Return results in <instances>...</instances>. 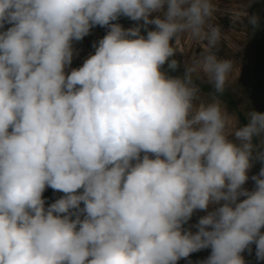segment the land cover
Instances as JSON below:
<instances>
[{
  "label": "clouds",
  "instance_id": "obj_1",
  "mask_svg": "<svg viewBox=\"0 0 264 264\" xmlns=\"http://www.w3.org/2000/svg\"><path fill=\"white\" fill-rule=\"evenodd\" d=\"M250 6L229 10L234 25H259ZM218 11L217 0H0V264H178L205 248L199 264H248L253 244L264 261V166L244 187L264 162V112L238 126L221 100L237 64L213 50L227 39ZM97 25L107 33L71 68ZM185 37L203 50L171 75ZM47 188L63 195L49 204Z\"/></svg>",
  "mask_w": 264,
  "mask_h": 264
},
{
  "label": "rangeland",
  "instance_id": "obj_2",
  "mask_svg": "<svg viewBox=\"0 0 264 264\" xmlns=\"http://www.w3.org/2000/svg\"><path fill=\"white\" fill-rule=\"evenodd\" d=\"M249 0H217L220 11L216 14L217 23L221 26L222 31L226 33V40L213 50L221 58H231L236 64V71L232 74L231 84L221 95L222 102L226 105L229 113L236 115L238 126H243L248 122L247 113L253 109L264 112V0H251V6L247 8L249 14H257L260 17L258 26L249 23L248 16L242 17L235 25L232 21V11H242L243 7ZM157 13H153V16ZM119 23L125 27L133 26L136 21L121 16ZM5 27H10L6 25ZM150 27L154 28V25ZM107 27L95 26L91 32L82 40L74 42V47L78 50V55L73 59L71 68L79 67L90 53L95 51L93 44L98 42L106 33ZM146 33V29L143 30ZM206 43V41L204 42ZM203 42L197 43L191 38L185 37L180 41V47L184 52L177 51L175 58L179 60L180 66L175 70H169L171 75H181L184 71V64L194 53H200ZM167 68V64L164 66ZM68 69V71L71 70ZM202 92L207 95L214 91L213 86L207 82H200ZM264 162L255 161L249 172V180L244 187L252 189L254 181L251 177L257 174ZM62 192L47 188L44 196L47 197V203L53 202L62 196ZM245 197H241L243 199ZM206 214V210H197L192 218L185 225V228H191L196 231L195 225L199 218ZM211 253V248L201 249L191 253L193 264H199V261L207 258ZM248 264H264V261L258 260L255 252V245L251 246V251L245 250L243 253ZM183 258L178 264H184Z\"/></svg>",
  "mask_w": 264,
  "mask_h": 264
},
{
  "label": "water",
  "instance_id": "obj_3",
  "mask_svg": "<svg viewBox=\"0 0 264 264\" xmlns=\"http://www.w3.org/2000/svg\"><path fill=\"white\" fill-rule=\"evenodd\" d=\"M184 264H193L192 262V259H191V255H189L188 257L186 258H183V261H182Z\"/></svg>",
  "mask_w": 264,
  "mask_h": 264
}]
</instances>
